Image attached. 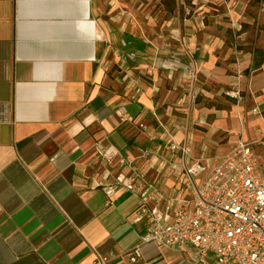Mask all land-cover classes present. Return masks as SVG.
<instances>
[{
	"label": "crops",
	"instance_id": "0c3cea01",
	"mask_svg": "<svg viewBox=\"0 0 264 264\" xmlns=\"http://www.w3.org/2000/svg\"><path fill=\"white\" fill-rule=\"evenodd\" d=\"M241 141L264 164V0H0V264H187L131 261L141 200L104 186L141 177L172 219Z\"/></svg>",
	"mask_w": 264,
	"mask_h": 264
},
{
	"label": "built area",
	"instance_id": "2783aa9c",
	"mask_svg": "<svg viewBox=\"0 0 264 264\" xmlns=\"http://www.w3.org/2000/svg\"><path fill=\"white\" fill-rule=\"evenodd\" d=\"M228 95L241 98L238 89ZM171 146L190 156L187 144L173 141ZM111 155V149L105 151L107 158ZM186 169L193 180L205 166L195 161ZM117 186H124L141 200L135 221L143 222L146 230L126 253L131 261L142 257V244L155 242L167 247L191 246L187 264H264V164L254 142L238 143L203 184L194 183L192 206L176 207L172 219L170 204L161 206L154 185L143 178L119 175L115 183L104 187L111 196ZM110 260L107 255H98L94 264H108Z\"/></svg>",
	"mask_w": 264,
	"mask_h": 264
}]
</instances>
